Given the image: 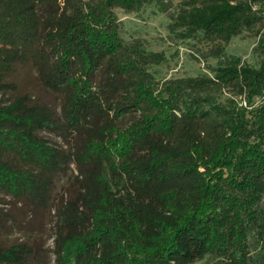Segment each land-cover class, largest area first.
<instances>
[{
	"label": "trees",
	"instance_id": "trees-1",
	"mask_svg": "<svg viewBox=\"0 0 264 264\" xmlns=\"http://www.w3.org/2000/svg\"><path fill=\"white\" fill-rule=\"evenodd\" d=\"M151 1L0 0V192L54 209V264H264V57L224 52L242 29L263 37L264 0H179L171 27L202 32L218 61L159 79L147 65L164 52L125 42L114 12ZM19 66L54 104L19 89ZM7 220L17 231L0 209V264L39 260Z\"/></svg>",
	"mask_w": 264,
	"mask_h": 264
},
{
	"label": "rangeland",
	"instance_id": "rangeland-1",
	"mask_svg": "<svg viewBox=\"0 0 264 264\" xmlns=\"http://www.w3.org/2000/svg\"><path fill=\"white\" fill-rule=\"evenodd\" d=\"M179 0H167L164 7L154 0L144 3L138 10H125L114 8L120 20V34L125 42L133 39L141 41L148 50H161L165 59L159 63L147 65L156 79L174 76L195 75L199 73H211L218 57L211 55V42L205 38L202 32L189 37H181L179 27H171L173 16L176 14ZM258 26L242 29L224 43L225 54H237L250 64L257 65L264 57V35L258 40L256 37ZM14 80L21 91L33 93L38 99L55 103V98L48 92L40 89L31 72L19 66L14 75ZM41 134L54 144H62L61 138L49 131ZM75 168L72 164V172L65 179L61 178L53 191L54 204L64 202L69 191L74 187L73 176ZM23 204L15 203L10 196L0 192V209L6 211L9 216L18 219L17 231L7 220L8 239L24 241L26 235H30L34 242L39 260L33 264H54V231L56 216L54 209H26ZM251 253L258 252L256 242L250 238ZM215 254H207L202 259L192 264H219Z\"/></svg>",
	"mask_w": 264,
	"mask_h": 264
}]
</instances>
